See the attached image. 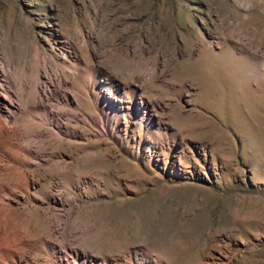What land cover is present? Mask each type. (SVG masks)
<instances>
[{"label":"rangeland","instance_id":"obj_1","mask_svg":"<svg viewBox=\"0 0 264 264\" xmlns=\"http://www.w3.org/2000/svg\"><path fill=\"white\" fill-rule=\"evenodd\" d=\"M0 120L15 264H264V0H0Z\"/></svg>","mask_w":264,"mask_h":264},{"label":"bare ground","instance_id":"obj_2","mask_svg":"<svg viewBox=\"0 0 264 264\" xmlns=\"http://www.w3.org/2000/svg\"><path fill=\"white\" fill-rule=\"evenodd\" d=\"M4 129L6 130L7 129V126H6V124L2 120H0V231L4 227L6 229L7 228L6 226L8 224H10V222H9L10 215H6L7 212L14 211L13 206L11 204L7 203L8 201H6V199L4 197H7L8 195L11 194V193H9L8 195H6L7 194V190H10V192L12 191L11 187L13 186V184H12V186H10V183L11 182H16L17 180H19V178L17 177V179L15 178V179H13L14 181H12V178H10V176H9V174L11 173V172L9 173L10 169H12L13 171H16L18 173L17 169L16 168L14 169V167H13L14 164L11 166L9 163H5L4 162V157L5 156L8 157V152H9L8 148L6 149L5 147H3L4 146V143L2 142V139L4 138L3 137L4 136ZM9 157H11L12 159H14V158L18 157V155L17 154H10ZM14 173H13V175H16ZM10 175L12 176V173ZM14 190L16 191L17 188L16 187H13V191ZM3 218H4V220H2ZM11 228L12 227L10 226V229ZM28 230L29 229H27L26 232H28ZM22 231L25 232V230H22ZM18 233L19 232H16L14 234V232H13V234H14L13 235L9 231V232H7L6 234H4L3 236L0 237V264H15L16 263L15 260L19 256L18 255V252H17V249H16V247H18L17 246L18 245L17 243L20 242V244H21L24 241L25 242L28 241L27 238L24 237V235L21 238V234L20 233L18 234ZM19 235H20V237H19ZM6 241L7 242H10V243H13L14 246H8L7 244H5V243H7ZM32 242H34V241H32ZM21 254H23V253H21ZM20 256H22V255H20Z\"/></svg>","mask_w":264,"mask_h":264}]
</instances>
